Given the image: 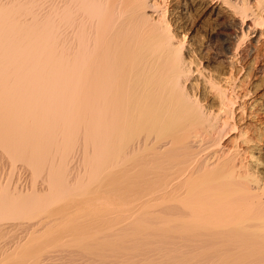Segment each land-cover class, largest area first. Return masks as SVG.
Instances as JSON below:
<instances>
[{"label":"bare ground","instance_id":"6f19581e","mask_svg":"<svg viewBox=\"0 0 264 264\" xmlns=\"http://www.w3.org/2000/svg\"><path fill=\"white\" fill-rule=\"evenodd\" d=\"M263 85L264 0H0V264H264Z\"/></svg>","mask_w":264,"mask_h":264},{"label":"rangeland","instance_id":"374dc122","mask_svg":"<svg viewBox=\"0 0 264 264\" xmlns=\"http://www.w3.org/2000/svg\"><path fill=\"white\" fill-rule=\"evenodd\" d=\"M201 25H203V22H200L199 20H196L194 22V28L197 29L198 33L203 30V28H202L203 26H201ZM263 87H264V85H263ZM7 170H8L7 167L2 166V168L0 169V175H3V174L6 175L7 172H5V171H7Z\"/></svg>","mask_w":264,"mask_h":264}]
</instances>
